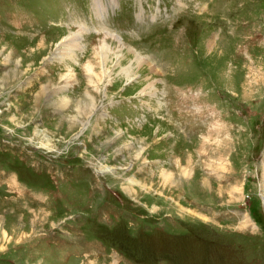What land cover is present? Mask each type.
<instances>
[{
	"label": "rangeland",
	"instance_id": "374dc122",
	"mask_svg": "<svg viewBox=\"0 0 264 264\" xmlns=\"http://www.w3.org/2000/svg\"><path fill=\"white\" fill-rule=\"evenodd\" d=\"M263 180L264 0H0V264H264Z\"/></svg>",
	"mask_w": 264,
	"mask_h": 264
},
{
	"label": "bare ground",
	"instance_id": "6f19581e",
	"mask_svg": "<svg viewBox=\"0 0 264 264\" xmlns=\"http://www.w3.org/2000/svg\"><path fill=\"white\" fill-rule=\"evenodd\" d=\"M97 7L101 10V7H99L98 5H97ZM75 37L77 38V39H79L78 37V34L76 35V34H74V33H68V35L66 36V37H64V39L62 38L61 40H64V42L65 43H73V42H75ZM70 40H72V42H70ZM63 43V42H62ZM106 49H108V48H106V47H104V46H100V52H103L104 50H106ZM65 49L63 48V49H59V50H57V52H56V58L54 59V60H62L61 59V57L62 56H71L72 55V51H71V49H66L65 51H64ZM107 52H111V51H107ZM66 53V54H65ZM101 54V64H102V69L105 71V69L104 68H106V67H104L105 66V60H106V56L104 55V54H102V53H100ZM108 55V54H107ZM112 55H113V53H112ZM60 57V58H59ZM88 64H89V62L86 64L87 66H86V70H87V72L89 73V78H91V76H92V69H91V66L89 65L88 66ZM107 72V71H106ZM65 78H71L72 79V76L69 74V75H67ZM95 81V83H94V85H97L98 84V80H94ZM93 88L94 89H97L95 86H93ZM149 88H151V86L149 85L148 87H146V91L147 92H149ZM146 92V93H147ZM89 107L92 109L91 110V112L93 111V109H94V107H95V105H92V103H90L89 104ZM264 181V180H263Z\"/></svg>",
	"mask_w": 264,
	"mask_h": 264
}]
</instances>
